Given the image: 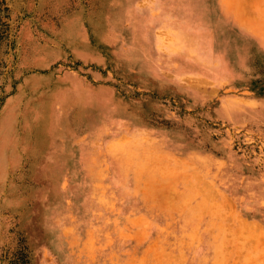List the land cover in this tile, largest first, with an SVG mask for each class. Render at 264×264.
<instances>
[{
	"label": "rangeland",
	"instance_id": "374dc122",
	"mask_svg": "<svg viewBox=\"0 0 264 264\" xmlns=\"http://www.w3.org/2000/svg\"><path fill=\"white\" fill-rule=\"evenodd\" d=\"M0 264H264V0H0Z\"/></svg>",
	"mask_w": 264,
	"mask_h": 264
}]
</instances>
